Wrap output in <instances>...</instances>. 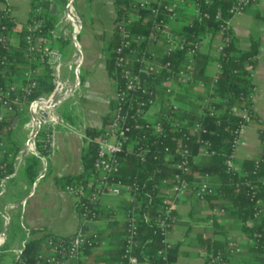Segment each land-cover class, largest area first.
Masks as SVG:
<instances>
[{
	"label": "crops",
	"instance_id": "obj_1",
	"mask_svg": "<svg viewBox=\"0 0 264 264\" xmlns=\"http://www.w3.org/2000/svg\"><path fill=\"white\" fill-rule=\"evenodd\" d=\"M43 1H49L50 5L42 4ZM5 2L11 6L13 16L23 28L33 9L39 7L41 16L50 22L41 41L43 45L59 53L67 68V74L61 80L73 79L74 75L68 70L67 64L79 57L78 49L83 56L80 74L84 77L79 89L72 93L67 103V111L75 123L71 124L63 119V125L46 127L50 144L44 150V155H40L41 165L37 177L30 184L24 176L26 157L31 153L26 150L30 138L26 126L28 119L23 121L28 116L23 114L12 118L10 126L3 127L4 146L9 148L13 143L19 146V153L13 162V173L3 179L4 189L0 187V236L7 227L0 244V264H13L29 239L40 240V247L43 249L46 234L68 237L77 228L75 200L65 191L60 179L83 172L81 154L91 139L85 133L86 128L100 130L104 119L109 120L112 115L114 86L106 68L107 53L104 46L113 36L116 11L115 0H73V11L80 23L76 34L77 47L73 42L72 24L65 18L61 0ZM194 2L195 0H184L179 6L178 18L174 24H183L195 16ZM3 4L0 2V10ZM181 20L185 21L181 23ZM229 28L237 38L239 48L243 50L249 48L251 38L258 39L260 43L252 71L254 87L251 104L255 118L240 129L239 141L231 157L233 168L239 170L244 159L255 158L262 152L259 130L264 125V0H256L242 14L231 17ZM19 41L18 27L11 28V47H17ZM201 41L198 53L209 56L210 61L205 69L214 79L218 73L217 57L222 39L218 33L208 31ZM195 63L197 60H194L193 64ZM27 67L28 65H20L12 73V77L18 80ZM44 68L37 65L40 77L44 74ZM55 79L57 80L56 77ZM197 89H202V85H197ZM182 90L180 87L176 93L181 94ZM58 112L60 113L59 110ZM41 128L44 131L45 128ZM201 152L202 150L199 151V157L202 156ZM1 155L0 151V157ZM210 180L216 187V181ZM127 197V193L123 192L101 198L97 219L92 223V230L98 233L99 240L95 247L83 254V259L89 264H118L117 260L107 261L116 256L123 242ZM220 203L218 199L200 202L191 193H186L177 200L174 221L168 235L174 251L172 264H206V252L201 247L203 238L221 244L232 239L242 246L243 251L232 255L228 264H257L256 255L248 248L242 223L225 217L220 211Z\"/></svg>",
	"mask_w": 264,
	"mask_h": 264
},
{
	"label": "trees",
	"instance_id": "obj_2",
	"mask_svg": "<svg viewBox=\"0 0 264 264\" xmlns=\"http://www.w3.org/2000/svg\"><path fill=\"white\" fill-rule=\"evenodd\" d=\"M67 0H61L65 4ZM232 0H197L198 11L195 16L183 24H174L178 18L169 22L170 32L178 43L173 50H163L158 58L161 62H170L172 68L180 65H186L185 52L193 43L200 40L205 33L212 31L218 33L221 21L230 17L229 8ZM42 4L50 5L49 1H43ZM132 0H115L116 17L114 23L133 11ZM142 17L129 26L131 34H141L145 39L141 42V46H148L152 42L148 40L151 32H155V39L164 43L162 34L152 29L153 19H167L166 13L162 8H158V14L153 18L149 9H139ZM217 14L220 19H217ZM4 20V19H3ZM2 20V21H3ZM10 28L18 27L19 45L12 48L8 58L6 75L9 78L13 76V72L17 71L20 65H27L23 57V43L21 41L24 29L17 24L5 21ZM50 25L49 21H45L44 33ZM42 34V36L44 35ZM225 41L219 51L217 62L219 71L212 79L206 72L205 66L210 61L207 54L197 53L194 60L197 63L188 65L193 70L195 80L182 86V93L174 95L175 102L179 106L175 116L182 121L180 127L173 129L168 122L163 119V132L149 135L143 119L132 120L131 123V143L132 151L122 152L119 154L120 169L119 178L126 183L135 182L137 185L136 197L138 206L134 213L136 217V244L133 252L138 258L139 263L144 264H161V257L157 251L162 247V234L155 219L159 215L161 209V189L164 187L163 180H170L175 172L172 159H165L167 154H173L175 148L186 146L191 152V163L189 173L186 178L189 182H199L207 179V181L215 180L217 185L214 192L206 197V200H220V207L224 210L227 218L239 220L242 223V231L247 237V245L257 257V264H260L264 258V215L254 217L256 208V200L261 199L264 205V150L251 159H244L241 162L239 170L228 168L226 161L230 159L233 152V143L235 139L234 130L238 128L242 121L238 114L241 110L249 112L255 118L252 112L251 93L254 87L252 82V71L255 67L256 56L259 52V41L256 38L250 39V45L247 50H243L238 46V40L233 32L229 29L224 31ZM41 36V37H42ZM119 43L118 35L113 30L112 38L105 44L104 49L107 53L106 68L113 86H123L124 80L120 76L119 69L115 65V48ZM156 51V50H155ZM44 74L38 77V90L35 95L41 93H49L56 87V79L49 67L44 68ZM174 71V69H173ZM171 73L162 70L160 74L153 78H147L150 87V94L145 96L146 108L149 107L154 100H164L163 90L160 83L171 79ZM80 84L84 77L80 74ZM5 78L0 79L3 83ZM200 81V82H199ZM201 83V84H200ZM197 85H202V89H197ZM204 98H211L210 105L213 106V114H210L208 107L201 106ZM65 101L62 105H67ZM114 108V102L112 101ZM109 120L104 119V125L100 130L86 128L85 133L91 140L96 139L104 130ZM63 119L74 124L75 121L70 112L63 113ZM109 117V116H107ZM13 118V117H12ZM0 123V135L4 126H10L11 120ZM25 118L23 121H26ZM200 123L205 131L199 133L191 132V128ZM44 132L40 128L35 135V146L39 154L29 153L26 157L24 176L27 183H32L37 177L39 167L41 165V156L44 150L41 147ZM186 136L188 139H186ZM197 139L208 142L206 149L208 151L204 156L199 157V151L203 149V144L197 142ZM140 146L146 148L145 152L137 153L136 148ZM168 149V151L166 150ZM0 157V181L13 173V162L19 153V146L13 143L12 147L3 146ZM46 151V150H45ZM96 146L93 141L89 143L81 154V162L83 172L77 176L65 177L62 180L63 185L82 184L86 185L93 177V161L95 159ZM59 181V180H58ZM130 206V205H129ZM128 205L125 207H129ZM98 212V210H97ZM248 222H250L248 224ZM124 234L126 232V221L123 224ZM49 235V234H46ZM45 235V236H46ZM44 236V238H45ZM251 240L252 242L248 241ZM44 242V241H43ZM123 238L120 250L111 261H118V264H124ZM44 244V243H43ZM225 244L203 238L202 249L206 253L223 249ZM40 240L29 239L26 241L19 253V257L15 258L13 264H30L34 261L36 255L41 250ZM92 247L86 245L84 253L88 252ZM173 248L168 251V258L172 262L174 259ZM84 264H89L82 258Z\"/></svg>",
	"mask_w": 264,
	"mask_h": 264
},
{
	"label": "built area",
	"instance_id": "obj_3",
	"mask_svg": "<svg viewBox=\"0 0 264 264\" xmlns=\"http://www.w3.org/2000/svg\"><path fill=\"white\" fill-rule=\"evenodd\" d=\"M196 1L194 5L197 12L198 4ZM0 2L4 3L0 10V79L5 78V81L0 83V123L12 117L15 118L27 114L28 122L26 126L30 129L31 136L37 130V121L41 120L40 128H45L43 131L42 149L47 150L50 144L47 128L49 125H63V117L58 112V107L62 102H57L59 100L65 102L66 98L72 95V93H67V90L73 87V79H60L61 57L58 52L43 45L41 41L45 20L41 16L39 7L33 9V13L26 20L23 28L24 34L21 39L24 46L23 57L28 67L22 72L21 78L18 80L11 76L7 78L5 70L12 47L10 44L11 28L5 21L13 24H17L18 21L12 14L11 6L5 0H0ZM255 2L256 0H232L229 8L230 17L221 21L218 31L222 39L219 51L226 40L224 31L229 29L230 18L242 14L247 7ZM183 3L184 0H132L134 10L128 12L126 16L114 23L115 32L119 38V43L114 50L115 65L119 69L124 84L120 87H113L111 100L114 102V108L111 120L96 139H89L96 146L92 179L86 185L68 184L64 188L75 200L78 217L77 228L68 237L46 235L44 238V249L37 253L34 261L30 264H84L82 262V253L85 246L88 245L93 248L99 240L98 233L92 230V223L97 219V210L101 198L106 195H120L123 192L127 193V205H130L124 212L126 221L123 252L124 264L139 263L137 256L133 252V247L136 244L135 235L137 229L134 213L136 206H138L136 197L137 185L135 182L126 183L119 178V154L132 151V146L130 145L132 140L130 122L132 120L143 119V126L149 130V135L163 132V119L173 129L180 127L182 124V121L175 116L179 106L175 102L174 94L180 87L188 85L195 80L193 70L188 65H193L194 57L198 53L202 41L200 39L186 49V65H180L176 68H172L168 61L161 62L158 59L160 53L157 52L156 48L161 52L163 50H173L178 46L170 32L169 22L177 18L179 6ZM160 7L166 13L167 19H153L152 29L162 34L164 43L161 44V42L156 40L155 32H151L147 38L152 41L150 45L141 46L145 36L131 34L129 26L136 20L141 19L142 13L138 12L139 9H149L153 18H155ZM65 18L72 24L73 42L78 47L76 34L80 28V23L78 17L74 14L73 7L69 9ZM216 18L220 19V15L217 14ZM154 46L157 47L153 49ZM37 65L51 68L57 78L56 87L53 91L35 95L38 90L39 77ZM78 66H80V57L67 64L68 70L73 73L74 77L80 76V69H77ZM164 69L171 73L172 78L160 83L164 100L163 102L159 99L154 100V102H158V106L154 115L149 118L147 112L150 106L146 108V100L144 98L150 94L147 78L157 76ZM63 93L65 96L62 95ZM211 101V98H204L201 106L208 107L212 115L214 108L210 105ZM50 114H53V117ZM238 114L241 116L242 121L238 128L234 130L233 150L239 141L240 129L254 120L252 115L246 110H241ZM200 131H205L200 123H196L191 128V132L199 133ZM259 138L261 148L264 150V125L259 130ZM186 139H188L187 136ZM196 141L204 146L201 152L202 156L207 154L206 146L208 142L201 139ZM4 143L5 140L0 135V150L3 148ZM28 147L31 153L39 154L35 146V140L33 144L29 142ZM166 150L168 151L167 148ZM135 151L142 153L146 151V148L138 146ZM231 157L226 161L228 168L233 167ZM169 158H175L172 163L175 172L170 180H163L161 209L155 219V224L162 234V247L157 251L161 257V264H172L168 258V251L172 248L168 235L174 221V210L177 200L186 193H191L196 200L203 202L215 189L207 179L199 182H189L187 180L186 174L189 173L191 163V152L188 147L179 146L175 148L173 154L169 153L165 156L166 160ZM262 184L264 185V180H262ZM0 187L2 190L4 189L3 179L0 181ZM220 211L221 213L224 212L223 209H220ZM261 215H264V205L261 199H257L254 217ZM3 240L4 237L0 240V244ZM248 241L252 242L249 239ZM242 251L243 248L238 242L228 239L223 249H217L205 254L206 264H228L232 255ZM260 264H264V258Z\"/></svg>",
	"mask_w": 264,
	"mask_h": 264
},
{
	"label": "water",
	"instance_id": "obj_4",
	"mask_svg": "<svg viewBox=\"0 0 264 264\" xmlns=\"http://www.w3.org/2000/svg\"><path fill=\"white\" fill-rule=\"evenodd\" d=\"M72 2H73V0H67V2L64 4V12H65V14H68L69 9L72 7ZM78 54H79V57H80V63H81V60H82V57H83V56H82V52H81L80 49H78ZM77 69H80V66H78ZM79 86H80V79H79V77H73V87H72V88H69V89L67 90V93H69V94H70V93H73L75 90L79 89ZM61 102L63 103L64 101H63V100H59L57 103H61ZM43 114H44V113H43ZM44 115H45V114H44ZM41 123H42L41 120H38V121H37V127H36L37 130H36L34 133L31 134L28 143L31 142V143L33 144V142H34V140H35V135H36L37 131L40 129ZM28 148H29V147H28V145H27V149H26V150H28ZM6 229H7V227H5V228L3 229L2 234H1V236H0V240L5 236Z\"/></svg>",
	"mask_w": 264,
	"mask_h": 264
},
{
	"label": "rangeland",
	"instance_id": "obj_5",
	"mask_svg": "<svg viewBox=\"0 0 264 264\" xmlns=\"http://www.w3.org/2000/svg\"><path fill=\"white\" fill-rule=\"evenodd\" d=\"M184 21H185V20H181V23H183ZM71 31L73 32V28H72ZM12 42H13V41H12ZM65 74H67V68H66V66H64L63 63H62V64H61V67H60V79H62V78L65 76ZM56 82H57V80H56ZM70 97H71V95H70L68 98H66L65 101L68 102V100L70 99ZM157 106H158V102H154V103H152V104L150 105V107H149V109H148V112H147V116H148L149 118L152 117V115H154V112L156 111ZM58 110L60 111L61 115L63 116V113L67 112V110H68L67 105H60V106L58 107ZM27 133H28V135L30 134V129H29V128L27 129ZM29 152H30V151H29Z\"/></svg>",
	"mask_w": 264,
	"mask_h": 264
},
{
	"label": "bare ground",
	"instance_id": "obj_6",
	"mask_svg": "<svg viewBox=\"0 0 264 264\" xmlns=\"http://www.w3.org/2000/svg\"><path fill=\"white\" fill-rule=\"evenodd\" d=\"M62 95H63V96H65V94H64V93H63ZM50 115H51V117H53V114H50Z\"/></svg>",
	"mask_w": 264,
	"mask_h": 264
}]
</instances>
